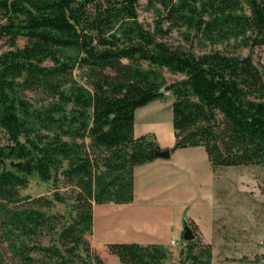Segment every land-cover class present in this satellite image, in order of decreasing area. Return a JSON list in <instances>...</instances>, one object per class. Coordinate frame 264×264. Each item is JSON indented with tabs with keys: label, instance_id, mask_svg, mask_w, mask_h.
<instances>
[{
	"label": "trees",
	"instance_id": "trees-1",
	"mask_svg": "<svg viewBox=\"0 0 264 264\" xmlns=\"http://www.w3.org/2000/svg\"><path fill=\"white\" fill-rule=\"evenodd\" d=\"M139 3L0 0V264H106L87 239L94 207L133 201L135 167L160 149L135 137V112L165 92L173 149L203 146L213 168L264 165V63L253 56L264 0H148L151 26ZM174 31L189 49L167 43ZM165 70L183 78L168 83ZM26 91L48 102L36 108ZM32 175L73 188L69 216L53 212L58 193L21 195ZM107 248L121 264L170 256L157 244ZM174 264H212V247L196 236Z\"/></svg>",
	"mask_w": 264,
	"mask_h": 264
},
{
	"label": "crops",
	"instance_id": "crops-1",
	"mask_svg": "<svg viewBox=\"0 0 264 264\" xmlns=\"http://www.w3.org/2000/svg\"><path fill=\"white\" fill-rule=\"evenodd\" d=\"M173 102L174 96L167 95L138 108L134 125L135 137L154 135L160 148L170 149V157L135 167L132 202L94 207L93 238L98 223L112 225L114 231L111 235L112 229L107 227L102 234L98 233L105 241L101 249L93 244L106 264H121L117 256L109 253L110 243L181 248L185 220L192 224L195 235L203 243L211 245L212 256L216 248L228 247V237L220 234L226 227L231 189L223 175L227 169L213 168L203 146L173 149L176 142Z\"/></svg>",
	"mask_w": 264,
	"mask_h": 264
},
{
	"label": "rangeland",
	"instance_id": "rangeland-1",
	"mask_svg": "<svg viewBox=\"0 0 264 264\" xmlns=\"http://www.w3.org/2000/svg\"><path fill=\"white\" fill-rule=\"evenodd\" d=\"M139 19L145 26H151L154 20L155 11L149 6L148 0H140L138 7ZM167 43L170 46H186L182 34L174 31L168 38ZM25 40L19 41V46H23ZM219 46L218 48H221ZM8 47L3 45L0 53ZM186 49H189L186 46ZM195 52H198L196 47ZM261 53L262 62L264 63V47L260 50L254 49L253 56L257 58ZM251 53L248 48L240 50L241 56H247ZM77 75V74H75ZM164 75L168 83L182 79V75L171 74L164 71ZM78 78V77H76ZM172 95L171 92H165L164 96ZM25 98L30 100L34 107L40 108L43 103H47L46 96L41 92H25ZM5 143V133L0 129V144ZM227 181L230 182L231 189L228 190V208L225 215L226 227L224 231H219L223 236L228 237V247H218L215 249L212 260L215 264H264V165L249 167H226ZM73 188L64 183L63 177L60 176L56 181L44 182L37 175L29 178L27 187L21 190V195L39 197L46 196L53 198L54 193L64 197L65 202H55L53 212H60L69 216L73 205ZM101 222H103L101 220ZM107 227L112 229V225L102 226L98 223L95 236L87 235V239L98 249H101L104 239L99 235ZM223 227V226H222ZM109 230V229H108ZM99 233V234H98ZM114 234L113 229L109 232ZM176 246V248L166 247L170 256L166 264H174L179 259L180 250L186 245ZM226 244V243H223ZM107 251V249H105ZM102 253V252H101ZM102 255L107 256V253Z\"/></svg>",
	"mask_w": 264,
	"mask_h": 264
},
{
	"label": "water",
	"instance_id": "water-1",
	"mask_svg": "<svg viewBox=\"0 0 264 264\" xmlns=\"http://www.w3.org/2000/svg\"><path fill=\"white\" fill-rule=\"evenodd\" d=\"M165 90L162 89L161 90V93H164ZM171 155V151L169 148H160L156 153H155V156L157 158H164V159H167L169 158ZM196 237L195 233H194V230H193V227L191 226V224L185 220L184 221V230H183V233H182V239L184 242H189V241H192L194 240Z\"/></svg>",
	"mask_w": 264,
	"mask_h": 264
},
{
	"label": "built area",
	"instance_id": "built-area-1",
	"mask_svg": "<svg viewBox=\"0 0 264 264\" xmlns=\"http://www.w3.org/2000/svg\"><path fill=\"white\" fill-rule=\"evenodd\" d=\"M172 244H173V245H175V244H176V242H175V241H172Z\"/></svg>",
	"mask_w": 264,
	"mask_h": 264
}]
</instances>
